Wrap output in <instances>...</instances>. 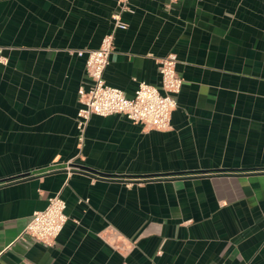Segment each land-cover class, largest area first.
I'll list each match as a JSON object with an SVG mask.
<instances>
[{"label":"crops","instance_id":"1","mask_svg":"<svg viewBox=\"0 0 264 264\" xmlns=\"http://www.w3.org/2000/svg\"><path fill=\"white\" fill-rule=\"evenodd\" d=\"M118 12L106 82L160 86L174 52L178 106L169 130L94 114L80 148L71 51ZM0 54V264H264V0H0ZM55 194V244L18 239Z\"/></svg>","mask_w":264,"mask_h":264},{"label":"built area","instance_id":"2","mask_svg":"<svg viewBox=\"0 0 264 264\" xmlns=\"http://www.w3.org/2000/svg\"><path fill=\"white\" fill-rule=\"evenodd\" d=\"M119 1L125 9L129 0ZM114 18L113 29L103 36L99 47L71 51L79 56L86 54V72L92 80L89 90L83 87L79 90L81 106L77 116V128L80 148L85 140L89 119L94 114H121L148 129L169 130L172 126V112L178 106V94L184 84V78L177 69L178 57L174 52L159 59L160 86L142 81L134 96L128 97L124 90L108 84L104 74L115 50L116 32L128 27V23L121 18V12L116 13ZM0 60L7 62L2 54ZM68 219L64 198L60 194L50 196L47 207L33 213L18 239L51 246L55 244Z\"/></svg>","mask_w":264,"mask_h":264},{"label":"water","instance_id":"3","mask_svg":"<svg viewBox=\"0 0 264 264\" xmlns=\"http://www.w3.org/2000/svg\"><path fill=\"white\" fill-rule=\"evenodd\" d=\"M73 166H78V167L86 168L85 166H80V165H78V164H73Z\"/></svg>","mask_w":264,"mask_h":264}]
</instances>
